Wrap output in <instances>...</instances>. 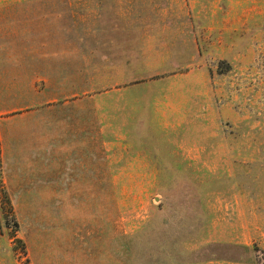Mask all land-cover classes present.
Listing matches in <instances>:
<instances>
[{"label":"rangeland","instance_id":"1","mask_svg":"<svg viewBox=\"0 0 264 264\" xmlns=\"http://www.w3.org/2000/svg\"><path fill=\"white\" fill-rule=\"evenodd\" d=\"M3 51L46 63L0 116V264H264V0H0Z\"/></svg>","mask_w":264,"mask_h":264},{"label":"crops","instance_id":"2","mask_svg":"<svg viewBox=\"0 0 264 264\" xmlns=\"http://www.w3.org/2000/svg\"><path fill=\"white\" fill-rule=\"evenodd\" d=\"M3 53V54H2ZM0 53V116L10 113H15L21 110L24 106L27 107L31 104L33 98L32 93L23 90L22 81L29 79V76L25 78L20 73H17L18 67L32 68V65L39 66L46 63V54L42 52L35 54H28L20 56L19 59H15V55L12 52L3 51ZM37 63V64H36ZM29 73V72H28ZM27 74V73H26ZM36 77L33 78V80ZM32 80V77H31ZM31 90V85L29 86ZM31 95V96H30ZM16 117V116H14ZM26 117V116H25ZM45 120L47 116H42ZM49 120V119H48ZM76 121L77 123L66 124V121ZM56 124V152H76L83 153L88 151L89 143L94 142V119L93 116H55ZM61 123V124H60ZM39 131L44 133L42 137L43 152H47V123L40 125ZM9 133L10 144H17L19 139L23 138L26 133V127H15L7 130ZM75 138V140H74ZM4 140L2 139V143ZM58 147V148H57ZM87 165L82 162L80 169H86ZM64 174V173H63ZM65 174L63 175V177ZM79 180L76 182L80 186L79 193L86 190L87 175L82 173L79 176Z\"/></svg>","mask_w":264,"mask_h":264}]
</instances>
